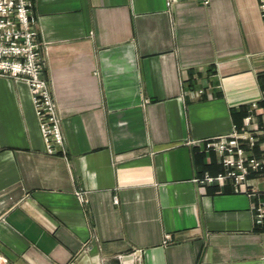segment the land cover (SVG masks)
Returning a JSON list of instances; mask_svg holds the SVG:
<instances>
[{
  "label": "crops",
  "instance_id": "0c3cea01",
  "mask_svg": "<svg viewBox=\"0 0 264 264\" xmlns=\"http://www.w3.org/2000/svg\"><path fill=\"white\" fill-rule=\"evenodd\" d=\"M33 2L66 154L47 153L27 83L0 77V255L264 264L259 197L197 181L225 172L208 144L234 130L257 136L262 155L258 0ZM250 185L264 194V173Z\"/></svg>",
  "mask_w": 264,
  "mask_h": 264
},
{
  "label": "built area",
  "instance_id": "2783aa9c",
  "mask_svg": "<svg viewBox=\"0 0 264 264\" xmlns=\"http://www.w3.org/2000/svg\"><path fill=\"white\" fill-rule=\"evenodd\" d=\"M258 4L264 23V0H258ZM33 7V0H0V77L27 83L47 153L66 154L57 104L45 78L46 67ZM257 108V103L252 104L251 112ZM253 119L251 113L246 119L247 126L253 124ZM258 141L257 136L249 131L245 134L234 130L228 139L209 143L208 147L215 148L220 154L221 164L226 170L215 177L206 174L197 181L220 187L231 185L235 192L245 191L250 196H258L259 200L253 206L254 219L256 226L264 229V194L250 188V178L264 173V148L260 157L252 153ZM245 145L249 146L248 149ZM77 195L81 201L86 200L83 191H78ZM171 239V235L165 236V242ZM137 263L142 264L141 256H137ZM0 264L11 263L5 256L0 255Z\"/></svg>",
  "mask_w": 264,
  "mask_h": 264
},
{
  "label": "trees",
  "instance_id": "16d2710c",
  "mask_svg": "<svg viewBox=\"0 0 264 264\" xmlns=\"http://www.w3.org/2000/svg\"><path fill=\"white\" fill-rule=\"evenodd\" d=\"M263 105H264V101H262L261 103L258 104L259 107L260 106L262 107ZM234 115H235V113H234ZM243 115L246 116L247 115V112H243Z\"/></svg>",
  "mask_w": 264,
  "mask_h": 264
}]
</instances>
